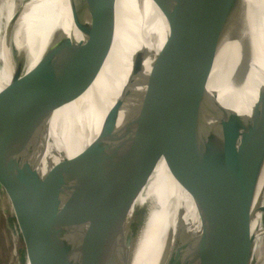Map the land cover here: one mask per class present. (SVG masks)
<instances>
[{
  "label": "water",
  "instance_id": "obj_1",
  "mask_svg": "<svg viewBox=\"0 0 264 264\" xmlns=\"http://www.w3.org/2000/svg\"><path fill=\"white\" fill-rule=\"evenodd\" d=\"M11 1L15 14L5 44L13 75L0 91V264H134L156 208L160 170L193 202L201 226L190 233L178 222L162 264H256L264 236V86L250 117L208 92L224 47L238 49L239 58L228 59L222 71L246 76L254 3L172 0L169 11L153 0L172 32L143 101L130 107L122 127L109 112L101 138L74 157L55 163L53 154L47 165V150L55 145L51 121L96 83L113 44L119 0H64L72 34L50 31L51 43L27 72L30 46L40 47L56 9L36 11L32 21L39 23L15 44L17 21L32 0L20 6L0 0L5 19ZM4 65L0 60V70ZM108 201L119 202L118 229L100 260L90 207ZM207 212L225 213L218 227L207 222Z\"/></svg>",
  "mask_w": 264,
  "mask_h": 264
},
{
  "label": "bare ground",
  "instance_id": "obj_2",
  "mask_svg": "<svg viewBox=\"0 0 264 264\" xmlns=\"http://www.w3.org/2000/svg\"><path fill=\"white\" fill-rule=\"evenodd\" d=\"M160 1L169 11L173 10L172 0ZM248 1L254 3L252 9L256 12V18L249 32L246 31L250 43L247 74L242 77L241 74L237 76V73L225 74L222 71L228 59L236 62L239 58L238 49L233 50L232 53L229 48L224 47L219 52L208 91L211 95L218 94L220 102L245 117L252 115L258 93L264 86V0H260V3L257 0ZM11 4L6 10L8 14L6 19L2 14L4 2L0 8V34H3L0 60L5 62L0 70V91L9 84L13 75L11 56L5 44L8 25L15 14L13 9L15 5L12 1ZM53 8L56 9L55 20L45 22L47 27L43 32L41 31L43 40L40 47L33 49L30 46L33 59L26 72L36 66L51 43L53 35H50V31L54 34L60 29L70 35L74 27L71 22L68 24L70 11L65 6L64 0L50 2L49 0H32L26 5L17 21L13 35L15 44L26 30H29L30 34L34 29V23H39V20L32 21L36 11H43L45 14ZM66 18L67 22H65ZM116 18L113 44L93 88L72 109L54 117L51 121L50 138L54 139L55 145L51 144L47 150L44 158L47 165L51 162L49 160L51 155L58 156L54 159L55 163L62 156L74 157L92 142L101 138L102 126L109 112L113 113L118 128L122 127L130 116V107L143 101L148 82L161 71L156 63V56L160 54V47L170 36L172 27L155 2L153 0H119ZM16 48L21 49L18 46ZM263 186L264 177L259 189ZM154 200L156 208L147 233L140 240V249L134 264H162L176 237L178 222H181L183 226L186 225L190 233L198 234L201 231L193 202L167 171L160 170L158 173ZM101 202L90 207L94 248L100 260L105 258L114 243L118 229V220L115 219V215L116 210L119 209L118 201H108L104 204ZM224 215L225 213L219 212L210 216L207 212L205 217L213 227H218ZM257 222L258 220L254 221L253 229H256ZM262 250L261 263L264 264V248Z\"/></svg>",
  "mask_w": 264,
  "mask_h": 264
},
{
  "label": "rangeland",
  "instance_id": "obj_3",
  "mask_svg": "<svg viewBox=\"0 0 264 264\" xmlns=\"http://www.w3.org/2000/svg\"><path fill=\"white\" fill-rule=\"evenodd\" d=\"M16 1V3H18L19 4V6L21 5V4H23V3H25L27 0H15ZM22 2V3H21ZM14 5H15V3L14 2H12ZM0 187H1V189H3L4 190V188H5V185H4V181H3V179H2V175H1V173H0ZM263 226H264V220H263ZM263 240H262V243H261V246H260V248H259V250H258V253H257V258H256V264H262L261 263V257H262V249L264 248V245H263ZM5 251H6V248H5Z\"/></svg>",
  "mask_w": 264,
  "mask_h": 264
}]
</instances>
